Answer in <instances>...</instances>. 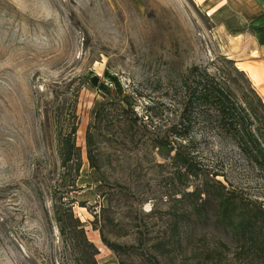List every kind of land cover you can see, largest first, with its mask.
Listing matches in <instances>:
<instances>
[{"label": "rangeland", "instance_id": "374dc122", "mask_svg": "<svg viewBox=\"0 0 264 264\" xmlns=\"http://www.w3.org/2000/svg\"><path fill=\"white\" fill-rule=\"evenodd\" d=\"M222 39L192 0H0V264H58L66 256L51 197L59 185L71 189L72 177L60 180L55 111L63 107L62 117L74 94L81 167L70 196L100 263H247L211 224L189 225L177 245L167 212L175 205L169 193L182 182L173 183L169 161L151 140L177 113L170 82L192 64L225 55ZM90 123L93 168L85 144ZM231 149L211 139L201 162L215 165L218 151L235 160ZM204 179L191 178L185 191ZM240 182L264 199V172ZM101 232L123 248L119 256ZM217 241L229 244L227 257L207 258L213 247L223 251Z\"/></svg>", "mask_w": 264, "mask_h": 264}, {"label": "trees", "instance_id": "16d2710c", "mask_svg": "<svg viewBox=\"0 0 264 264\" xmlns=\"http://www.w3.org/2000/svg\"><path fill=\"white\" fill-rule=\"evenodd\" d=\"M169 88L177 98V113L164 125L162 133L151 138L158 154L169 161L173 183L182 182L180 189L169 193V200L175 204L168 207L169 233L182 247L185 228L211 224L214 230L225 233L230 243L236 244L238 248L233 255L246 258V264L263 260L264 199L250 193L240 181L264 172V101L235 61L224 55L205 65L192 64L177 80L170 82ZM76 100L77 94H74L62 117L59 111L63 107L55 111L57 151L62 168L60 180L66 179L65 173L72 177L71 189L63 190L59 185L51 197L54 222L66 253L58 264H102L96 258L97 247L88 240L83 224L73 211L75 199L70 196L77 190L75 179L81 167L80 147L75 143ZM122 101L130 107L127 95ZM105 103L96 108L94 122L101 119ZM117 104L122 110L128 108ZM153 118L149 122L155 130L158 126L153 124ZM93 126L90 123L85 130L86 156L92 168L95 167ZM211 139L230 145V153L237 154V159L229 153H223L222 157L218 151L214 153L215 165L202 163L200 150ZM240 165L244 168H239ZM199 176L205 179L185 191L190 179ZM177 194L179 198H172ZM188 198L192 201L186 206L184 201ZM100 234L102 243L119 256L123 248ZM218 242L223 251L213 247L207 258L212 259L215 254H219V259L221 255L227 257L229 244Z\"/></svg>", "mask_w": 264, "mask_h": 264}, {"label": "crops", "instance_id": "0c3cea01", "mask_svg": "<svg viewBox=\"0 0 264 264\" xmlns=\"http://www.w3.org/2000/svg\"><path fill=\"white\" fill-rule=\"evenodd\" d=\"M221 31L235 61L264 101V0H192Z\"/></svg>", "mask_w": 264, "mask_h": 264}]
</instances>
